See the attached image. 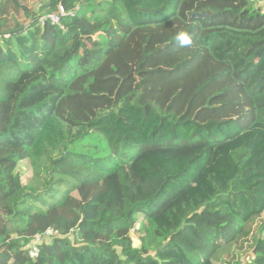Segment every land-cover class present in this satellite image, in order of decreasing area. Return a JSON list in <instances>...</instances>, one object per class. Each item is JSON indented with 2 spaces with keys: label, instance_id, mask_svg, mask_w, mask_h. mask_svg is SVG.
Segmentation results:
<instances>
[{
  "label": "trees",
  "instance_id": "trees-1",
  "mask_svg": "<svg viewBox=\"0 0 264 264\" xmlns=\"http://www.w3.org/2000/svg\"><path fill=\"white\" fill-rule=\"evenodd\" d=\"M263 216L264 0H0V264H264Z\"/></svg>",
  "mask_w": 264,
  "mask_h": 264
},
{
  "label": "built area",
  "instance_id": "built-area-1",
  "mask_svg": "<svg viewBox=\"0 0 264 264\" xmlns=\"http://www.w3.org/2000/svg\"><path fill=\"white\" fill-rule=\"evenodd\" d=\"M60 13L61 15L64 14L63 9H60ZM49 19L53 22V23H58L59 22V18L57 16H49ZM53 235V231L48 230L45 234V236L51 237ZM44 237L41 235H38L37 237H35L32 245L30 246V257L33 260H36L39 256L40 250L39 247L40 245L43 243Z\"/></svg>",
  "mask_w": 264,
  "mask_h": 264
},
{
  "label": "rangeland",
  "instance_id": "rangeland-1",
  "mask_svg": "<svg viewBox=\"0 0 264 264\" xmlns=\"http://www.w3.org/2000/svg\"><path fill=\"white\" fill-rule=\"evenodd\" d=\"M18 171L21 173L22 179L24 181H25V179H27V177L31 176L30 167H28L26 164H21ZM263 218H264V216H263Z\"/></svg>",
  "mask_w": 264,
  "mask_h": 264
},
{
  "label": "clouds",
  "instance_id": "clouds-1",
  "mask_svg": "<svg viewBox=\"0 0 264 264\" xmlns=\"http://www.w3.org/2000/svg\"><path fill=\"white\" fill-rule=\"evenodd\" d=\"M179 38H180L181 43H183V44H187L190 42L189 38L184 34H181Z\"/></svg>",
  "mask_w": 264,
  "mask_h": 264
}]
</instances>
